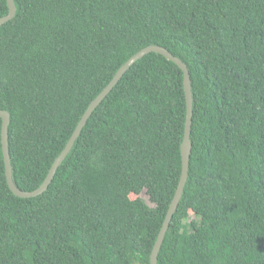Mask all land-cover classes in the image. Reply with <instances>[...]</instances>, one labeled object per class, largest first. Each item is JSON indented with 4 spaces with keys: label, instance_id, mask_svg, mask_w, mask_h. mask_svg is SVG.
Listing matches in <instances>:
<instances>
[{
    "label": "trees",
    "instance_id": "obj_1",
    "mask_svg": "<svg viewBox=\"0 0 264 264\" xmlns=\"http://www.w3.org/2000/svg\"><path fill=\"white\" fill-rule=\"evenodd\" d=\"M14 3L0 25V109L15 185L38 187L117 68L160 45L187 66L192 121L157 264H264V0ZM184 120L182 70L147 53L92 111L47 189L20 197L6 182L0 118V264H149Z\"/></svg>",
    "mask_w": 264,
    "mask_h": 264
},
{
    "label": "water",
    "instance_id": "obj_2",
    "mask_svg": "<svg viewBox=\"0 0 264 264\" xmlns=\"http://www.w3.org/2000/svg\"><path fill=\"white\" fill-rule=\"evenodd\" d=\"M8 11L5 15L0 16V25L11 20L16 12V5L14 0H6ZM150 52H156L163 55L165 58L173 61L179 68L182 70L183 73V88L185 94V120H184V130L183 136L180 143V156H181V171L179 180L177 182L176 189L172 196V199L169 203L168 209L166 211L165 217L163 219L162 225L160 230L157 233L156 240L152 246V250L149 255V264H157V254L161 243L163 241L165 232L169 226V222L175 212L178 202L182 196L183 188L187 179L188 174V164H189V155L191 151V140H190V131H191V119H192V92H191V83H190V75L185 63L178 58L177 56L173 55L170 51L160 45L156 44H149L144 46L136 53L131 55L128 59H126L115 71L112 78L109 82L100 90V92L90 101L88 107L85 109L84 113L80 117L78 123L74 127L72 133L70 134L69 138L67 139L64 147L61 149L59 154L53 160L51 165L48 168V171L40 183V185L33 190H23L18 188L12 178V168L10 163V155L8 149V125H9V113L6 110L0 109V118H1V150L3 155L4 161V171H5V178L9 189L17 196L20 197H33L43 193L48 185L50 184L51 180L54 177V174L58 168V166L62 163L65 156L68 154L74 141L76 140L77 136L80 134L81 129L85 125L88 117L92 113V111L99 105V103L105 98V96L110 92V90L116 85L125 71L138 59L143 57L145 54Z\"/></svg>",
    "mask_w": 264,
    "mask_h": 264
},
{
    "label": "rangeland",
    "instance_id": "obj_3",
    "mask_svg": "<svg viewBox=\"0 0 264 264\" xmlns=\"http://www.w3.org/2000/svg\"><path fill=\"white\" fill-rule=\"evenodd\" d=\"M139 196H141L142 198L146 199V202L149 205H153V203L149 201L148 195L146 194L145 190H142L141 193L139 194ZM132 197H134V196H132ZM189 214L192 215V213H189Z\"/></svg>",
    "mask_w": 264,
    "mask_h": 264
}]
</instances>
